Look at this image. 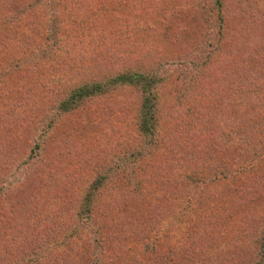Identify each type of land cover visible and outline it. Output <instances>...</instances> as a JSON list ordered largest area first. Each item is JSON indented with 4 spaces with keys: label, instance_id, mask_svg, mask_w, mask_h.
Here are the masks:
<instances>
[{
    "label": "rangeland",
    "instance_id": "obj_1",
    "mask_svg": "<svg viewBox=\"0 0 264 264\" xmlns=\"http://www.w3.org/2000/svg\"><path fill=\"white\" fill-rule=\"evenodd\" d=\"M185 1H188L183 2L187 17L183 16V20L185 32L190 34L187 42L183 46L175 45L160 27L150 31L155 39L151 50L145 55L139 53L140 65L146 64L163 77L159 104L163 120L170 122L168 132L182 133L184 139L179 145L181 152L167 166L158 159L149 161L146 154L140 158L133 153L139 144L140 92L131 86L96 97L77 112L68 114L46 136L38 157L30 163L24 162L30 147L25 150V137L27 134L35 137L40 128L37 125L35 131L28 129L29 123L39 122L37 115L41 112L37 106L47 105L65 88L85 78L108 74L92 66L108 56L111 59L117 56L113 49L117 42L109 29L112 24L122 25L119 18L122 11L118 8L102 11L99 7L95 13L86 6L68 12L57 0H0V60L4 66L0 71V92L5 93L0 96V125L12 131L18 129L15 132L18 137L6 148L11 164L0 171V264H25L35 253L49 263V258H54L59 250L69 251L68 260L57 263L54 258V264H79L89 262L91 257H97L102 264H252L259 261L255 253L257 232L264 227L261 215L264 213V171L237 173L238 176L227 180L228 193L217 195L220 199L209 193L210 186L206 185L208 190L203 191L199 180H189L186 176V167L190 165L183 158V151L190 135L171 116L177 101L179 104L192 102L204 69L202 62L208 55L212 69H205L204 90L212 98V112L216 114L213 116L208 109L204 110L201 122L207 126L205 121L215 119L214 125L222 132L220 140L224 150L219 149L222 153L217 160L219 167L227 166L234 159L232 166L239 170L264 161L261 156L264 124L248 131L244 122L235 118L237 109L264 98V92H252L247 85L250 78H255L252 81L264 79V39L260 43L250 40L251 48L247 43L241 52L244 53L243 79L236 77L231 81L224 72L228 53L216 46L218 17L216 14L209 17L203 11L204 6L216 7L211 0ZM225 2L228 30L231 28L233 32L242 27L241 0ZM42 4L46 5L45 10L39 8ZM140 5L139 0H126V15L144 14ZM36 7L42 16L31 14V11L36 13ZM56 7L63 14L55 12ZM66 23H81L84 27L80 35L73 34L74 41H69L70 44L62 35L64 31L59 32ZM140 34L144 37L145 31ZM107 46L112 50L105 52ZM127 47L137 49L134 45ZM241 53L233 52L232 60L239 59ZM223 97L228 98V104L221 107L218 98ZM241 129L245 130L241 132ZM229 143H233L231 150L227 148ZM134 158L142 172L138 178L134 173L126 174L134 169ZM170 163L173 167L168 172ZM123 168L125 171L111 182L114 174ZM106 172L110 173L109 181L97 189L91 206L94 209L97 205L99 210L87 226L79 222L81 204L94 179ZM11 179L14 186L8 190ZM144 183L151 192H142ZM210 192L215 193V189ZM101 224L111 226L112 237L106 250L101 248L102 240L96 231ZM82 257L87 260L83 261Z\"/></svg>",
    "mask_w": 264,
    "mask_h": 264
},
{
    "label": "trees",
    "instance_id": "obj_2",
    "mask_svg": "<svg viewBox=\"0 0 264 264\" xmlns=\"http://www.w3.org/2000/svg\"><path fill=\"white\" fill-rule=\"evenodd\" d=\"M225 1L226 0H211V3L216 8L211 7L210 9L209 7L204 6L203 11L204 13L208 12L207 15H209V17L212 14H216L218 17L219 27L217 29L216 46L219 51L223 49L225 54L228 53L229 57L226 59L227 63H225L226 67L224 72L228 73L226 76L232 81L233 78L236 77L243 79V74L245 71H243L242 54L244 53L241 52H244L247 43L251 48L250 40L260 43L264 39V0H241L240 8L242 11L240 12L239 10V13L244 16V18L241 20L242 27L236 28L233 30V32L231 31V28L228 30L226 16L227 2ZM139 2L142 4L140 6H142V13L144 14L139 13V15L137 13H133L132 16H128L124 11L126 0H57L58 5L68 8V12H72L74 9H82L86 6L91 7V11H95V13L96 10L99 11V7L102 11L105 9L108 11H112L115 8L120 9L122 14L119 16V18L123 21L122 25L114 26L112 24V27L109 29V31L113 33V38H115L117 42V46L113 48L114 53L118 54L113 59L108 56L104 60H100V62H95L92 66V69L95 67L101 68L103 72L106 71L108 74L105 75V73H101V77H93L91 79L85 78L80 83L65 88L62 94H59V96L55 97V99L47 105L45 103L43 105L39 104L37 106V109H40L41 112L39 115H37V119L40 118L38 120L39 122L36 123L34 120V125H32V123L30 125L29 120H27V123H29L28 129H31V131H35L34 126L38 125L40 128L38 129L35 137H31L32 135L30 134H27L25 137V150L27 149L28 145H30V147L27 149L24 162L26 161V163H30L31 160H33L35 157H38L46 142V136L51 132V130H53L54 127H56L59 121H62V119L68 114L77 112L83 105H85V103H88L96 97L103 96L110 91L127 86L135 87L140 92V113L137 119L139 144L135 151H133V153L136 154V157L138 155L141 158L144 154H146V156H149V161L158 159L161 161V164H167L168 166V163L172 162L173 158H176V153L181 152L179 145L181 146V141L184 140L181 138L182 133L177 134L175 132H168L170 122L163 120V117L160 115L159 100L161 99L160 88L162 86L161 82L163 77L158 72H154L152 69L150 70L146 64L140 65L142 58L139 53L142 52V55H145L151 50L152 42L155 41V39L150 31H153V29L157 28L160 29V27L165 29L164 32L168 34L169 40L172 38V41L176 43L175 45L183 46L182 43L187 42L186 37L190 36V34L189 32H185L186 23L183 20V16H185V18L187 17L185 13L187 9H184L185 5L183 2L185 3L188 1L139 0ZM46 5L42 4L39 8H44L45 10ZM36 8V13L31 11V14L34 16H42L41 13H37L39 11L38 7ZM56 8L57 9L54 10L55 12H58L59 15L63 14L58 7ZM183 13H185V15ZM187 25L189 26V24ZM63 26L60 27L59 32H62V30L64 31V33L61 34L64 35L68 44H70L69 41H74L73 34L74 36L80 35L84 29L81 23H66V25ZM144 31L145 36L141 37L140 32L142 33ZM62 35L60 37H62ZM63 45L65 46V43L61 46ZM124 45L126 48H122ZM128 45H134L137 49L135 51L130 50V47H127ZM107 49L112 50L110 46H107L104 51L107 52ZM236 50H239L241 57H239V59L234 58V60H232L231 55L233 52L235 53ZM255 52L257 54L258 49H255ZM99 53H103V51ZM2 66L3 64L0 60V71ZM202 66L204 69L202 70L197 83L198 91L195 95H193L192 102L189 104H179L177 101L178 104L174 106L175 109L171 117L174 118L177 123H181L183 126L182 129H184L190 135L188 136V146L186 147V150L184 148L183 151V158L187 161V164L190 165L189 168L186 167V176L189 180L193 178L199 180L203 191L208 190L205 189L206 185L210 186L208 188H212L210 191L214 192L215 189V193H211L210 191L209 193L212 196H216L220 199L221 197L219 196L226 192L228 193V191L225 190L230 185L227 183V180L233 179V177L238 176L237 173L241 172L250 174V172L259 173L261 170L264 171V161H261V163L258 165L254 162L250 167L239 170L238 168L232 166V162L235 160L234 159L233 161H228L227 166H223L222 168L219 167L217 160L218 156L222 154L220 153L219 149L224 150V148H222V141L220 140V135L222 132L220 133V129L214 125L215 119H210L209 122L205 121L207 126L204 125L205 123L201 122L204 110L208 109L209 114L213 116L216 114V112H212V106H214L212 103V98H210L207 91L205 92L204 90L206 88L205 84L207 83L205 82L206 77L203 78V75L206 76L205 69H212L210 56L207 55L206 59L202 62ZM8 75V77L12 78L10 74ZM252 79L255 78H250L249 84H247L250 90L255 93L264 92L262 91L264 89V79L262 77L254 81H252ZM3 94L5 93L0 92V96H4ZM257 99L259 100L255 102L252 101L249 104L237 109L236 111L237 115H235V118H240V120H242L245 124V129L248 131L252 130L257 125H261L262 123L264 124V98L261 99V97H259ZM218 100V105L221 107H223L224 104H228L226 102L228 98L226 97L218 98ZM228 113L234 119V115L231 112ZM6 127L7 126L2 127V125H0V171H3L5 167L7 168L8 165L11 164L9 161L11 159L6 156L8 153L6 148L7 145L13 143V139L16 140V137H18L17 133H15L18 129L12 131ZM245 129H241V132H243ZM229 144L230 145H227V148L228 150H231L233 143L232 145L231 143ZM261 156L264 159V154ZM125 159L128 158H122V161ZM195 160L198 161L195 162ZM210 160H212L211 163L209 162ZM192 162H195L194 164L197 167L194 166ZM205 162H209L207 163L208 165H204ZM132 163L135 166L134 169L130 173L126 174H129L130 176L131 173H134L135 178H138L142 172L139 169L140 164L138 163L137 158H134ZM201 165H203V168L199 167ZM172 167L173 163H170V167L167 171L169 172ZM124 171L125 168L118 171L119 173L114 174V178L111 182L116 179V175L119 176V174ZM109 175L110 173L107 172L101 174L94 179L93 183H91V187L85 194L84 201L82 202L79 210L80 223L89 226L94 214L98 212L99 209L97 205L94 207V209H91V206H93L97 189H100L101 186L105 184V182L109 181V179L107 180ZM11 181H8V190L14 186V181ZM206 182L207 184H205ZM146 186L147 185L144 183V189L142 192L145 193L147 192L146 190L151 192V189L149 190L145 188ZM123 195L124 197H127V193L124 191ZM261 215L264 217V213H261ZM110 230L111 226L106 224H101L98 229H96L97 232L99 231L100 240H102V249L104 248L106 250L109 246L108 243L112 237ZM257 234L256 242L258 243V247L257 253H255V255L258 256L257 258L259 261L252 264H260L261 261L264 260V227L258 231ZM155 247L156 245L153 244L152 250H154ZM86 248L88 247L86 246ZM144 248V252L147 253L148 245L145 244ZM68 252L69 251L59 250L54 256L56 262H66L68 260ZM39 256L37 253H35V257L28 259L25 264L55 263H53L54 258L52 257L49 258L48 263L47 261H43L41 259L42 257ZM139 258L143 259L142 257ZM81 259H83V261L85 259L87 260L86 257L85 259L84 257ZM167 262H169V260ZM79 264L102 263L101 261L98 262L97 257H91L89 262L84 261L80 262Z\"/></svg>",
    "mask_w": 264,
    "mask_h": 264
}]
</instances>
